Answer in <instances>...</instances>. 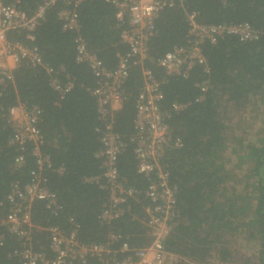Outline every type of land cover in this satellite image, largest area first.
<instances>
[{
	"label": "trees",
	"instance_id": "1",
	"mask_svg": "<svg viewBox=\"0 0 264 264\" xmlns=\"http://www.w3.org/2000/svg\"><path fill=\"white\" fill-rule=\"evenodd\" d=\"M42 3L18 0L16 7L33 15ZM60 7L56 4L44 12L32 41L22 31L8 36L10 42L35 46L41 65L51 68L52 73L22 63L0 96V220L7 212L5 199L10 185L17 182L22 188L26 186L35 168L29 147L24 162L15 166L18 153L9 144L12 128L8 109L23 103L42 111L37 125L43 136L41 149L52 163V169L43 174L60 206L54 212L42 201H35L31 208L33 224L57 226L65 232L77 226L84 243L104 244L110 234H115L130 247H144L150 242L145 221L152 204L145 196L148 181L137 173L133 144L129 142L134 133V99L141 87L140 72L137 68L130 70L124 86L127 101L113 116L114 130L127 143L117 159L118 179L124 187L133 189L134 195L121 204L123 216L105 225L98 216L108 201V191L84 182L101 173L93 155L100 147L95 130L102 121L88 90L95 85V76L86 65L75 62L74 34L61 30L57 18ZM76 11L80 35L88 48L107 69L115 68L117 55L127 51L119 42L126 25L117 21L115 10L103 0H84ZM188 15L202 25L246 22L260 36L248 42L231 36L215 45L204 42L201 49L206 71L199 66L185 78L165 79L161 112L171 139H180L182 146L167 149L161 160L170 183L176 187L178 215L170 224L164 248L182 258L179 264H264V0H183L162 11L145 62L158 79L163 72L155 63L185 43L190 28ZM53 78L73 83L61 101L49 86ZM173 104L185 107L174 112ZM247 107L251 109L249 117H245ZM232 116L255 126V132L232 129ZM60 166L64 172L58 175L55 169ZM32 240L34 249L47 251L45 231L34 232ZM19 248L17 238L0 224V264H18L13 253ZM86 264L101 263L91 259Z\"/></svg>",
	"mask_w": 264,
	"mask_h": 264
},
{
	"label": "built area",
	"instance_id": "2",
	"mask_svg": "<svg viewBox=\"0 0 264 264\" xmlns=\"http://www.w3.org/2000/svg\"><path fill=\"white\" fill-rule=\"evenodd\" d=\"M83 1L43 0L33 15H28L16 7L18 0H12L10 4L0 0V96L6 84L13 81V71L22 63L31 68L41 66L48 74L52 73L51 68L41 65L35 46L10 42L8 36L14 31H22L26 39L32 41V33L43 20L44 12L60 4L57 18L63 32L74 34L75 62L86 65L95 76V85L88 90L95 98L96 112L102 121V125L95 130L100 147L93 155L99 162L101 173L85 178L84 182L108 191V201L102 206L98 220L109 225L123 216L121 204L134 195L133 189L124 187L118 179L117 159L127 143L114 130L113 116L127 101L124 86L130 70L137 68L141 87L134 99V133L129 142L133 144L137 173L148 181L145 196L152 207L146 210L145 225L150 242L144 247L134 248L123 242L120 235L110 234L104 244L84 243L79 239L77 226L65 232L57 226L42 228L33 224L31 208L35 201H42L46 209L54 212L60 206L57 195L47 188V179L43 174L52 169V163L50 156L41 149L43 136L37 125L42 111L23 103L8 109L7 119L12 128L9 144L15 146L18 153L13 161L15 166L24 162V152L29 147L35 168L29 173L26 186L22 188L17 182L10 185L5 199L7 212L0 224L20 242L19 250L13 253L18 264H86L91 259H97L101 264H179L182 258L164 248L170 224L178 215L176 187L170 183L169 173L162 167L161 160L167 149L181 148L182 144L180 139H171L165 115L161 112L164 98L162 86L166 78H185L196 67L207 70L202 43L215 45L227 36L248 42L257 40L260 34L246 22L202 25L194 21L193 15H188L190 28L185 43L174 47L155 63L163 72V77L158 79L145 66L148 44L155 35L156 21L162 11L173 8L183 0H103L113 7L117 21L126 25L119 34V42L127 47V51L117 55V64L113 69L104 66L80 35L76 10ZM220 1L225 3L227 0ZM49 86L61 101L72 89L73 83L70 79L60 83L53 78ZM184 107L173 104L171 109L179 112ZM63 172L61 166L55 169L58 175ZM36 231L48 234L46 252L33 248L32 235Z\"/></svg>",
	"mask_w": 264,
	"mask_h": 264
},
{
	"label": "rangeland",
	"instance_id": "3",
	"mask_svg": "<svg viewBox=\"0 0 264 264\" xmlns=\"http://www.w3.org/2000/svg\"><path fill=\"white\" fill-rule=\"evenodd\" d=\"M246 114V115H245ZM245 117H249L251 115V109L250 107H247L245 109ZM253 114V113H252ZM236 116V115H235ZM252 124V123H251ZM239 128V131H246V133H250L253 134L255 132V126H251L248 124V122H242V120L240 119L239 121H237V119H234V116H232L231 118V128L235 129V128ZM236 132V131H235ZM234 132V133H235ZM230 135L232 134L231 131L228 132ZM237 133V132H236Z\"/></svg>",
	"mask_w": 264,
	"mask_h": 264
}]
</instances>
